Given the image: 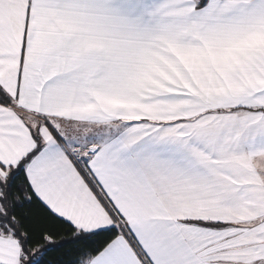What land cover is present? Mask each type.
I'll return each mask as SVG.
<instances>
[{
  "label": "snow or ice",
  "instance_id": "obj_1",
  "mask_svg": "<svg viewBox=\"0 0 264 264\" xmlns=\"http://www.w3.org/2000/svg\"><path fill=\"white\" fill-rule=\"evenodd\" d=\"M0 264H264V0H0Z\"/></svg>",
  "mask_w": 264,
  "mask_h": 264
}]
</instances>
